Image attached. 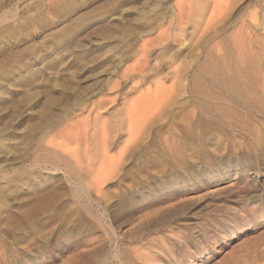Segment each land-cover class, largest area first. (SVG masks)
Segmentation results:
<instances>
[{
  "label": "rangeland",
  "instance_id": "rangeland-1",
  "mask_svg": "<svg viewBox=\"0 0 264 264\" xmlns=\"http://www.w3.org/2000/svg\"><path fill=\"white\" fill-rule=\"evenodd\" d=\"M0 264H264V0H0Z\"/></svg>",
  "mask_w": 264,
  "mask_h": 264
},
{
  "label": "bare ground",
  "instance_id": "bare-ground-1",
  "mask_svg": "<svg viewBox=\"0 0 264 264\" xmlns=\"http://www.w3.org/2000/svg\"><path fill=\"white\" fill-rule=\"evenodd\" d=\"M181 5V4H180ZM146 54V52H144ZM141 61V60H140ZM142 62V64L140 65V63ZM138 65L139 69L141 70L140 72L142 73L143 70L145 69L146 63H147V59L144 58ZM216 74L219 75L220 80L222 81V83L227 87V88H240L242 87V84L240 83V81L238 80V78L233 77L231 78V80L229 79V81H227L226 84V75H225V70H224V66L219 62L218 64H216L215 66V70ZM182 71L179 68V65L174 67V75L176 77V80L179 82ZM125 76H130L128 72H125ZM174 89V88H173ZM170 88L169 92H165L167 94H165L164 92H161L165 94L164 97H162L163 95H161V97L158 95V93H155V96L153 94V96L149 95V99L148 97L145 98L144 101H141L135 104V110L133 111V113H131L130 115V119H129V133H130V139L127 141V143L125 144L123 150H122V154L119 155V159H113V157H110V151L112 149V147L110 146L111 144V139L104 136L105 140H104V150H103V158L101 159V163L98 167L97 173L94 174L92 176V178H94L95 180H97L98 184H97V189L98 191H102L103 190V183L109 179V177H111L114 173L117 172L119 163H122L121 160L124 157V154L127 152V149H129V144L130 142H134L138 139V137L143 133V131L146 129L147 123L153 120H156L160 110H161V106H163V104H165V99L167 102L169 101V95H171V98L173 99V92H175V90H173ZM178 95L180 94L181 90L180 88H178ZM201 92L202 95L204 94V96L206 98L211 97L212 95H214V90L211 88H208L207 86L202 87L201 88ZM175 95V94H174ZM170 98V99H171ZM178 98V97H177ZM176 99V98H175ZM142 102V104H141ZM172 102V101H171ZM142 107H141V105ZM168 104V103H167ZM171 104V103H170ZM166 105V104H165ZM169 105H167L168 107ZM166 107V108H167ZM165 109V107H164ZM99 110V107L98 109ZM163 110V109H162ZM162 112V111H161ZM160 112V113H161ZM60 131L56 133V136L58 137ZM57 137H53L51 140H49V152H53L55 154L56 150H60L63 155H65L64 157H72L73 160L72 162L80 169H86L88 171V174L92 175V172L94 170V166L96 164V158L94 155L90 156L88 152H86L85 154L82 155H78L75 153L74 150H76L78 148V144L82 146V143L79 141L78 136H75L73 134V137L70 138L67 142H63V141H58ZM141 138V137H140ZM172 140H167L166 144L167 146H171L172 145ZM76 142L78 144H76V146H73L72 144ZM113 142V141H112ZM174 142V140H173ZM87 147H85L86 149ZM50 149H55V150H50ZM117 158V157H116ZM66 160H68L67 158H64ZM67 161H63V163H66ZM74 171V167L71 168L70 172ZM80 187H82L80 185ZM83 188V187H82Z\"/></svg>",
  "mask_w": 264,
  "mask_h": 264
}]
</instances>
